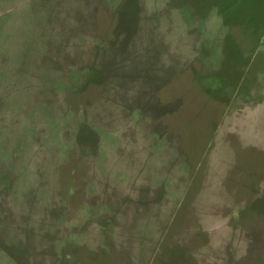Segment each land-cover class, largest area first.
<instances>
[{"label": "rangeland", "instance_id": "1", "mask_svg": "<svg viewBox=\"0 0 264 264\" xmlns=\"http://www.w3.org/2000/svg\"><path fill=\"white\" fill-rule=\"evenodd\" d=\"M0 264H264V0H0Z\"/></svg>", "mask_w": 264, "mask_h": 264}]
</instances>
